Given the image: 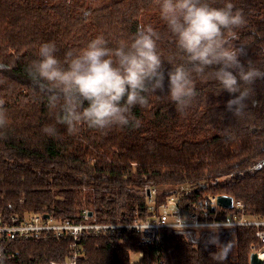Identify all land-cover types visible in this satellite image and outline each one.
Listing matches in <instances>:
<instances>
[{
  "label": "trees",
  "instance_id": "obj_1",
  "mask_svg": "<svg viewBox=\"0 0 264 264\" xmlns=\"http://www.w3.org/2000/svg\"><path fill=\"white\" fill-rule=\"evenodd\" d=\"M212 2L222 6L225 0ZM230 2L246 18L234 43L264 71V0ZM146 24L162 33L167 57L173 44L156 0H0V63L7 65L0 70V102L8 117L0 130L3 223L45 214L75 220L83 210L101 223L143 221L151 216L150 188L158 189L157 209L173 194L186 205L208 194L229 195L243 203L246 215L264 219V79L252 85L244 120L225 112L229 96L217 95L215 82L198 80L200 95L186 114L152 97L148 107L133 109L139 127H81L70 134L27 74L43 43H54L63 60L98 35L111 47L125 43ZM46 125H55L57 135L42 132ZM255 231L222 228L205 242L196 241L193 229L164 231V264H249ZM137 242L131 233L83 238L76 264H130V252L137 251L143 256L133 264H152L154 249ZM69 251L68 241L51 237L0 242L3 264L62 263Z\"/></svg>",
  "mask_w": 264,
  "mask_h": 264
},
{
  "label": "clouds",
  "instance_id": "obj_2",
  "mask_svg": "<svg viewBox=\"0 0 264 264\" xmlns=\"http://www.w3.org/2000/svg\"><path fill=\"white\" fill-rule=\"evenodd\" d=\"M156 3L173 44L167 57L160 49L162 33L152 24L140 25L127 42L115 47L98 35L84 47L66 52L63 60L57 58L54 43L39 46L27 74L45 96L56 122L70 134L81 127L98 131L139 127L141 120L133 109L148 107L152 97L166 99L176 113L186 114L200 95L198 80L215 82L217 95L229 96L225 112L238 120L247 118L252 85L264 79V71L245 59L246 49L234 43L237 29L246 23L243 11L230 0L222 6H214L212 0ZM0 70H7V65L0 63ZM7 123L0 102V130ZM42 132L54 137L57 128L46 125Z\"/></svg>",
  "mask_w": 264,
  "mask_h": 264
},
{
  "label": "built area",
  "instance_id": "obj_3",
  "mask_svg": "<svg viewBox=\"0 0 264 264\" xmlns=\"http://www.w3.org/2000/svg\"><path fill=\"white\" fill-rule=\"evenodd\" d=\"M148 210L151 216L143 221H129L123 223H101L97 217L83 210L75 220H60L51 215L44 218L42 215H32L20 223H3L0 216V242L11 241L16 238L38 239L40 237H51L57 240L68 241L69 259L66 262L50 264H76L83 254L81 241L89 236L109 238L119 237L128 233L138 237L137 245L154 249L152 264H164V250L162 248L164 231L195 230V236L202 239L206 232L221 230L222 228L254 227L255 242L250 245V253H257L258 257L264 259V219L244 213L241 201L232 198L230 208H223L217 203V196L208 194L203 197L201 203L186 205L180 201L181 196L176 198L173 194L165 198L161 207L166 209L174 207V214L159 213L156 208V196L158 189H148ZM223 210L232 212L224 215ZM198 232V233H197ZM131 253H138L139 258L143 256L142 251L130 252V264L137 260L131 259Z\"/></svg>",
  "mask_w": 264,
  "mask_h": 264
},
{
  "label": "water",
  "instance_id": "obj_4",
  "mask_svg": "<svg viewBox=\"0 0 264 264\" xmlns=\"http://www.w3.org/2000/svg\"><path fill=\"white\" fill-rule=\"evenodd\" d=\"M147 196H149L148 190H147ZM217 203L219 206L223 208H230L232 205V197L229 195H218L217 196ZM91 215V213H89ZM48 215H44L46 218ZM249 264H264V259L258 257L257 253L253 252L249 254L248 259Z\"/></svg>",
  "mask_w": 264,
  "mask_h": 264
},
{
  "label": "rangeland",
  "instance_id": "obj_5",
  "mask_svg": "<svg viewBox=\"0 0 264 264\" xmlns=\"http://www.w3.org/2000/svg\"><path fill=\"white\" fill-rule=\"evenodd\" d=\"M116 33V31H112V32H109V35H114ZM120 35V34H119ZM108 36V35H107ZM120 38V37H119ZM178 196L179 195H176V198H178ZM158 212L159 213H170V214H174V207L173 206H170V207H168V208H166V209H164V208H162L161 207V205H160V207H159V209H158ZM216 232H220V230H215ZM198 233V232H197ZM196 237V236H195ZM200 238H198L197 239V237H196V241H201V242H205L206 240H199ZM226 239H228V237L226 238ZM131 259L132 260H139V255H138V253H131Z\"/></svg>",
  "mask_w": 264,
  "mask_h": 264
},
{
  "label": "flooded vegetation",
  "instance_id": "obj_6",
  "mask_svg": "<svg viewBox=\"0 0 264 264\" xmlns=\"http://www.w3.org/2000/svg\"><path fill=\"white\" fill-rule=\"evenodd\" d=\"M215 233L216 231H209L206 232L205 235L203 236V239L209 240L210 237L215 238Z\"/></svg>",
  "mask_w": 264,
  "mask_h": 264
}]
</instances>
